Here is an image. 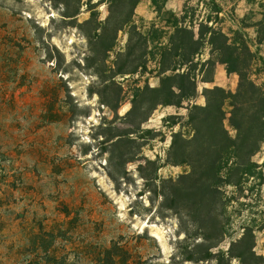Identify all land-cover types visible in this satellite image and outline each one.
Wrapping results in <instances>:
<instances>
[{"label": "rangeland", "instance_id": "1", "mask_svg": "<svg viewBox=\"0 0 264 264\" xmlns=\"http://www.w3.org/2000/svg\"><path fill=\"white\" fill-rule=\"evenodd\" d=\"M215 1L226 32L245 16L249 24L264 18V0ZM60 2L0 0V264H196L183 259L180 216L160 193L171 190L164 181L189 172L174 165L171 146L177 133L192 136L191 106L206 105L205 89L236 92L239 77L218 64L207 83L198 71L192 101L151 111V95L137 96L159 87L157 61L117 75L141 62L139 52L127 57L138 38L125 22L143 32L159 24L151 0H139L132 15L111 0H71L69 11ZM212 2L169 0L167 9L181 15L187 6L201 20ZM77 8V17H64ZM246 33L264 58L256 28ZM209 57L206 48L201 58ZM254 161L264 171V151ZM246 195V206L228 209L230 234L251 225L264 257V186L252 180Z\"/></svg>", "mask_w": 264, "mask_h": 264}, {"label": "trees", "instance_id": "2", "mask_svg": "<svg viewBox=\"0 0 264 264\" xmlns=\"http://www.w3.org/2000/svg\"><path fill=\"white\" fill-rule=\"evenodd\" d=\"M111 1L112 4H129L130 15L139 4V0ZM168 2L151 0L159 24L153 23L145 32L132 18L125 22L130 35L138 38L133 53H127V57L131 59L139 52L141 62L131 68L122 67L117 75H132L139 69H147L150 57L158 63L159 87L140 89L137 97L151 95V111L159 106L181 107L198 93V71L207 83L213 82L218 64L225 65L228 73L239 77L236 92L220 87L205 89L206 105H193L190 109L188 125L192 136L187 138L183 133L174 136L173 163L188 166L189 172L175 181H164L171 184V187L168 185L171 190L165 191L163 185L160 195L164 197L163 204L180 216V230L185 235L179 246L183 251L181 255L185 261L196 264H233V261L264 264V257L255 251L254 228L246 224L241 226L240 236H233L228 216L234 201L246 206L241 200L248 199L246 191L252 180L264 186L262 166L254 161V157L264 151V84L257 79L264 76V58L253 51L246 33V29L256 28L258 45H263L264 18L249 24L250 17L245 16L238 22V29L230 28L226 32L222 28L226 18L221 16L225 10L215 0L210 13L201 20H196L187 6L177 15L167 9ZM70 3L71 0L60 2L68 11ZM78 15V8L64 13L66 18ZM132 42L130 39L129 52ZM206 48L210 57L203 60ZM96 75L104 79L99 71ZM111 178L118 183L114 175L111 174ZM227 187L234 188L239 197H229ZM259 227L264 232V219ZM227 238L232 240L230 248L225 250L221 246Z\"/></svg>", "mask_w": 264, "mask_h": 264}]
</instances>
